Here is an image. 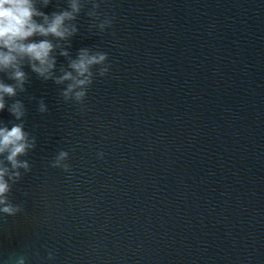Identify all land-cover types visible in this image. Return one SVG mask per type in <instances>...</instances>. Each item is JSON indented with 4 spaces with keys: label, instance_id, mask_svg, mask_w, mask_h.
<instances>
[{
    "label": "water",
    "instance_id": "water-1",
    "mask_svg": "<svg viewBox=\"0 0 264 264\" xmlns=\"http://www.w3.org/2000/svg\"><path fill=\"white\" fill-rule=\"evenodd\" d=\"M89 10L69 55L104 51L110 71L84 100L65 102L27 63L7 98L23 101L35 146L10 182L22 211L0 216V260L264 264V0H101L102 33ZM0 120L16 122L7 108Z\"/></svg>",
    "mask_w": 264,
    "mask_h": 264
},
{
    "label": "clouds",
    "instance_id": "clouds-1",
    "mask_svg": "<svg viewBox=\"0 0 264 264\" xmlns=\"http://www.w3.org/2000/svg\"><path fill=\"white\" fill-rule=\"evenodd\" d=\"M100 2L67 0L66 8L48 14L41 7H47L50 0H0V112L7 108L16 121L9 125L0 120V216H15L22 211L20 204L9 200L8 193L11 183L21 179L20 169L27 172L30 167L27 160L19 157L35 146V138L25 130L23 101L13 99L7 103V98H14L18 92L25 90L28 76L24 64L27 63L37 77L64 86L61 96L65 102L81 103L84 100L94 77H104L109 73L108 54L80 48L73 58L69 55L67 42L78 32L77 25L72 21L76 20L85 3L91 4V10L86 14L95 22L98 32L111 28L112 18L108 15L101 17L97 11ZM61 41L65 42V46H61ZM57 49L60 56L68 58L66 67H60L58 74ZM38 111H48L43 99L38 102ZM67 155V151L60 150L52 166H59ZM103 155L102 152L97 153L98 158H103ZM0 264L6 262L0 260ZM15 264H26L24 256H18Z\"/></svg>",
    "mask_w": 264,
    "mask_h": 264
}]
</instances>
